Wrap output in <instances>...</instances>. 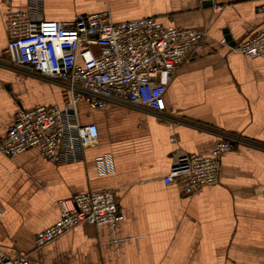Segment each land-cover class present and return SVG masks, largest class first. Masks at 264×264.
<instances>
[{
	"label": "crops",
	"instance_id": "crops-1",
	"mask_svg": "<svg viewBox=\"0 0 264 264\" xmlns=\"http://www.w3.org/2000/svg\"><path fill=\"white\" fill-rule=\"evenodd\" d=\"M47 21L108 10L115 22L155 18L206 32L205 47L171 78L157 113L126 104L80 105L97 142L81 160L55 164L32 148L0 152V248L30 264H264V57L234 51L264 29V0H11ZM0 0V142L20 109L64 106L57 82L10 63ZM227 32V33H226ZM224 41V42H223ZM223 134L219 183L184 195L167 176L182 154L209 155ZM114 189L115 227L83 224L36 249L60 217L59 200Z\"/></svg>",
	"mask_w": 264,
	"mask_h": 264
},
{
	"label": "built area",
	"instance_id": "built-area-1",
	"mask_svg": "<svg viewBox=\"0 0 264 264\" xmlns=\"http://www.w3.org/2000/svg\"><path fill=\"white\" fill-rule=\"evenodd\" d=\"M3 4L10 63L57 82L66 100L64 106L18 110L0 142V152L9 157L36 148L55 164L81 160L99 136L95 123H82L81 104L99 110L115 102L163 116L171 78L190 55L205 47L202 29L164 27L155 18L115 22L105 10L79 14L73 21H47L36 16L34 7L14 8L11 0ZM235 50L249 58L264 57V29ZM239 141L235 135L223 134L209 155L182 154L163 182L176 185L187 196L213 187L219 183L222 156ZM58 207L59 220L37 234L36 249L79 225L115 227L122 219L114 189L77 194L59 200ZM30 261V254L12 258L0 248V264Z\"/></svg>",
	"mask_w": 264,
	"mask_h": 264
},
{
	"label": "water",
	"instance_id": "water-1",
	"mask_svg": "<svg viewBox=\"0 0 264 264\" xmlns=\"http://www.w3.org/2000/svg\"><path fill=\"white\" fill-rule=\"evenodd\" d=\"M227 33V32H226Z\"/></svg>",
	"mask_w": 264,
	"mask_h": 264
}]
</instances>
